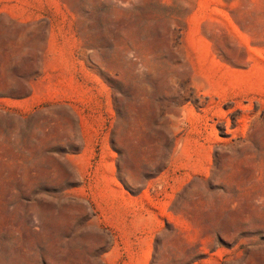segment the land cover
I'll return each instance as SVG.
<instances>
[{
  "label": "rangeland",
  "instance_id": "374dc122",
  "mask_svg": "<svg viewBox=\"0 0 264 264\" xmlns=\"http://www.w3.org/2000/svg\"><path fill=\"white\" fill-rule=\"evenodd\" d=\"M0 264H264V0H0Z\"/></svg>",
  "mask_w": 264,
  "mask_h": 264
},
{
  "label": "bare ground",
  "instance_id": "6f19581e",
  "mask_svg": "<svg viewBox=\"0 0 264 264\" xmlns=\"http://www.w3.org/2000/svg\"><path fill=\"white\" fill-rule=\"evenodd\" d=\"M187 75L188 72L182 65L179 64V99H181L180 83L186 79ZM202 80L203 79H197L193 81V86L196 90V95L200 101V106L202 108L199 111L179 108V114L175 117H179V133L186 131V129L183 127L188 118H193L196 122H198V133L203 138L202 140H204L205 142L203 143L204 147L208 141L207 129L208 126H210L208 122H213V119H216L219 124H225L226 128L229 130L231 120L228 118V113L233 114L237 110L246 113L248 111V107L243 104L240 96H230L224 92L213 91ZM229 101H234L235 107L229 109L228 111H224L223 107ZM245 117L246 115L241 116V119H239V124L242 123V118ZM180 142L181 138L179 139V143ZM94 222H96V220ZM99 232L102 235V240H104L105 242L110 239V237L105 232H103V230H99Z\"/></svg>",
  "mask_w": 264,
  "mask_h": 264
}]
</instances>
